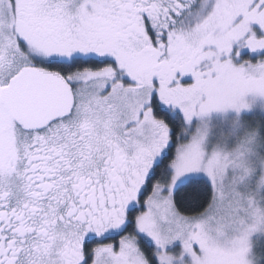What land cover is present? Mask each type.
Instances as JSON below:
<instances>
[{"label": "snow or ice", "instance_id": "obj_1", "mask_svg": "<svg viewBox=\"0 0 264 264\" xmlns=\"http://www.w3.org/2000/svg\"><path fill=\"white\" fill-rule=\"evenodd\" d=\"M0 264H264V0H0Z\"/></svg>", "mask_w": 264, "mask_h": 264}]
</instances>
